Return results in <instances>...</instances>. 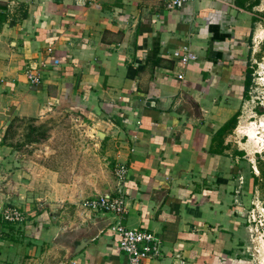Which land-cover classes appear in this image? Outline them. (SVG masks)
Listing matches in <instances>:
<instances>
[{"label":"crops","instance_id":"crops-1","mask_svg":"<svg viewBox=\"0 0 264 264\" xmlns=\"http://www.w3.org/2000/svg\"><path fill=\"white\" fill-rule=\"evenodd\" d=\"M165 1L0 0V159L15 118L69 109L96 119L128 167L122 216L84 211L83 196L54 210L0 195L26 214L0 216V264H124L117 222L161 238L142 264L237 263L244 180L220 130L247 92L254 0Z\"/></svg>","mask_w":264,"mask_h":264},{"label":"rangeland","instance_id":"rangeland-1","mask_svg":"<svg viewBox=\"0 0 264 264\" xmlns=\"http://www.w3.org/2000/svg\"><path fill=\"white\" fill-rule=\"evenodd\" d=\"M254 13L249 56L253 79L230 136L231 148L242 152L238 165L245 198V238L236 264H264V181L255 182L253 177H260L258 166H264V0ZM97 123L69 109H55L39 118L14 119L3 138L0 195L18 196L58 210L59 204L75 206L73 202L81 196L111 190L116 184L114 146L103 140ZM44 133V139L31 141Z\"/></svg>","mask_w":264,"mask_h":264},{"label":"built area","instance_id":"built-area-1","mask_svg":"<svg viewBox=\"0 0 264 264\" xmlns=\"http://www.w3.org/2000/svg\"><path fill=\"white\" fill-rule=\"evenodd\" d=\"M187 1L196 0H166L168 8H179ZM173 56L182 63H188L196 55L184 49H176ZM30 84L41 81V73L38 67H30L27 71ZM183 78V75H179ZM118 189L115 193H105L94 197H88L80 202V207L88 212H109L122 216L127 211L124 184L128 175V167L125 163L117 164L114 170ZM0 216L9 223H21L25 220V211L11 203H0ZM113 232L118 236L120 249L127 256L124 264H142L148 258H156L162 254V240L154 232L130 228L117 222L112 226Z\"/></svg>","mask_w":264,"mask_h":264},{"label":"trees","instance_id":"trees-1","mask_svg":"<svg viewBox=\"0 0 264 264\" xmlns=\"http://www.w3.org/2000/svg\"><path fill=\"white\" fill-rule=\"evenodd\" d=\"M260 3V0H254L253 6H257ZM253 72L252 70L249 72L248 74V78H247V89L250 87V84L252 82L253 76H252ZM238 114L235 115L234 117H232L224 126L223 128H221L220 131H231V133L235 130V128L237 127L238 124ZM17 119V118H15ZM14 121V120H13ZM13 121H11L10 124H8L7 128H6V134L9 132L10 128L12 127V123ZM46 137V134H42V136L38 137V138H33L31 139L32 142H37L41 139H44ZM240 154H242V152H239ZM259 172L261 173V176L258 177L257 175L253 176L255 182H258V180L262 179L264 181V166L259 165Z\"/></svg>","mask_w":264,"mask_h":264},{"label":"water","instance_id":"water-1","mask_svg":"<svg viewBox=\"0 0 264 264\" xmlns=\"http://www.w3.org/2000/svg\"><path fill=\"white\" fill-rule=\"evenodd\" d=\"M102 136H103V133L101 132ZM3 201L0 199V203H2ZM87 244V240H82L80 242V245L78 246V251H80L85 245Z\"/></svg>","mask_w":264,"mask_h":264}]
</instances>
